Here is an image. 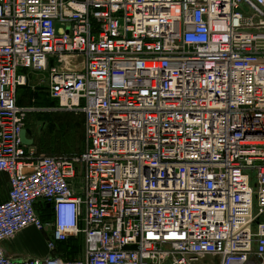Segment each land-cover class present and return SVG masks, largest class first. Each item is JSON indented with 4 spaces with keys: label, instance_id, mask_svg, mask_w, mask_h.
<instances>
[{
    "label": "built area",
    "instance_id": "built-area-1",
    "mask_svg": "<svg viewBox=\"0 0 264 264\" xmlns=\"http://www.w3.org/2000/svg\"><path fill=\"white\" fill-rule=\"evenodd\" d=\"M21 70L81 153L22 145ZM0 174V264H264V0H0ZM27 228L49 257L5 254Z\"/></svg>",
    "mask_w": 264,
    "mask_h": 264
},
{
    "label": "rangeland",
    "instance_id": "rangeland-1",
    "mask_svg": "<svg viewBox=\"0 0 264 264\" xmlns=\"http://www.w3.org/2000/svg\"><path fill=\"white\" fill-rule=\"evenodd\" d=\"M24 93L30 96V100L25 101L23 100L24 107H29L32 105L33 100L37 99L38 95H43L44 92V80L41 76L31 75L29 77V82L26 83L25 87L23 88ZM48 104V103H47ZM46 108H52L51 105H47ZM31 109V108H29ZM28 109V110H29ZM43 109V108H39ZM33 111V110H32ZM42 119H49L42 121ZM26 126L30 129L32 133V138L35 142L34 147L30 146L32 150L35 152L36 155L41 154H49V155H62V154H73V153H80L84 149L85 142H84V131H83V122L80 115L77 114H70V113H63L54 110H36L34 112H27L25 118ZM79 124V125H78ZM78 125V126H77ZM73 130L72 133L78 132L81 133L83 140L78 142L76 145L71 146L68 144V139L64 138L63 131ZM63 129V130H62ZM66 132V131H65ZM66 134V133H64ZM80 146V149H78ZM36 147V148H35ZM54 149V153L47 151V149ZM38 150L40 154H38ZM3 192V191H0ZM40 216V212H38ZM31 234H26L22 239L20 246L23 252L30 256H37L38 253H43L45 250L44 242L47 238H49L48 231H42L39 233L38 240L32 238ZM80 243V242H79ZM71 245V242L67 243ZM67 245V246H68ZM73 245V244H72ZM44 246V247H43ZM76 249L72 252H67V257L69 259H76L82 256V246L76 243ZM73 246V249L75 248ZM57 252L64 251L63 244L57 245ZM65 255V251H64ZM205 261L209 264H215V261L211 257H207Z\"/></svg>",
    "mask_w": 264,
    "mask_h": 264
},
{
    "label": "crops",
    "instance_id": "crops-1",
    "mask_svg": "<svg viewBox=\"0 0 264 264\" xmlns=\"http://www.w3.org/2000/svg\"><path fill=\"white\" fill-rule=\"evenodd\" d=\"M21 72L26 76L27 78V82H29V77L31 75H35V76H41L42 79L44 80V92L43 95H38L36 100H33V103L31 106L29 107H24L23 105V100L28 101L30 100V96L26 93H24L23 88L25 87H21L17 90L16 93V103L19 107L25 108V109H29L31 108L33 111L30 112H34L36 110H52V108H46V104L48 103L49 105H51L53 103V100H51L49 98L48 95V89H47V85H46V74H42V73H36L33 71H28V70H21ZM47 104V105H48ZM39 108H43V109H39ZM26 124V123H25ZM25 129H29L27 126L25 127ZM30 130V129H29ZM83 131H84V127H83ZM28 139H31L33 141L32 146L34 147L35 142L32 138V133L31 136L28 137ZM36 148V147H35ZM50 152V151H49ZM38 154H40V151L38 150ZM74 154V153H73ZM62 155H68V154H62ZM40 156H58V155H49V154H41ZM7 178L5 175H1L0 174V203L4 202L6 200V195H7ZM37 210H39V206L36 207ZM31 234V236H33L32 238L35 240H38L39 238V233L38 231L34 230L33 228H27L23 231H21L20 233H18L13 239L6 241L4 243L1 244L2 249L4 250L5 254L8 257L14 258V259H30V258H38V259H45L47 257H49L51 255L50 252H48L47 248H46V242L47 240L50 238L51 233L48 231L49 234V238H47L44 242V251L43 253H38L37 256H30L27 255L23 252L20 243H21V239L26 235V234ZM252 261H254L255 263H257L255 261V258L251 259ZM215 264H218V260H214Z\"/></svg>",
    "mask_w": 264,
    "mask_h": 264
},
{
    "label": "trees",
    "instance_id": "trees-1",
    "mask_svg": "<svg viewBox=\"0 0 264 264\" xmlns=\"http://www.w3.org/2000/svg\"><path fill=\"white\" fill-rule=\"evenodd\" d=\"M56 106V103L53 101V103L51 104V107H55ZM81 119H82V122H83V118H82V116H81ZM44 120H49V119H42V121H44ZM79 125V124H78ZM77 125V126H78ZM63 130V129H62ZM66 131V132H65ZM65 131H63V136H64V138H66V140L68 139V144H70L71 146H74V145H76L78 142H81L82 140H83V135H82V131H80L81 133H76V132H74V133H72L73 132V130H72V128H71V130H70V133L68 132V130H65ZM64 133H66V134H64ZM45 149H47V151H50L51 153H54L53 151H54V149L52 150V149H48V148H45ZM78 149H80V146H79V148ZM83 151V150H82ZM82 151H80V153L82 152ZM38 212H40L41 214H40V218H41V220L42 221H48L49 219H50V213H49V211L46 209V208H43V207H41V208H39V210H37ZM68 242H71L72 244L71 245H68L67 243ZM80 242V243H79ZM76 243L77 244H79L80 246H81V241L80 240H78V239H70V240H68L66 243H63V248H64V251H65V255H64V251H62V252H59L58 254H62V255H64L67 259H69L68 257H67V252H72L73 250H75L76 249ZM68 245V246H67ZM73 246H75V248L73 249ZM69 260H72V259H69Z\"/></svg>",
    "mask_w": 264,
    "mask_h": 264
},
{
    "label": "water",
    "instance_id": "water-1",
    "mask_svg": "<svg viewBox=\"0 0 264 264\" xmlns=\"http://www.w3.org/2000/svg\"><path fill=\"white\" fill-rule=\"evenodd\" d=\"M31 136V131L29 129H23L20 133V141L24 146H32L33 141L28 139Z\"/></svg>",
    "mask_w": 264,
    "mask_h": 264
}]
</instances>
